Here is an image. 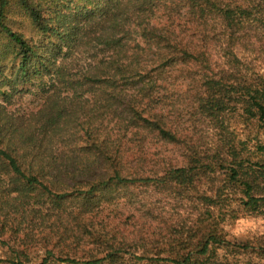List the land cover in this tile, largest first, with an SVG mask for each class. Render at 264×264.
I'll return each instance as SVG.
<instances>
[{
  "label": "trees",
  "instance_id": "16d2710c",
  "mask_svg": "<svg viewBox=\"0 0 264 264\" xmlns=\"http://www.w3.org/2000/svg\"><path fill=\"white\" fill-rule=\"evenodd\" d=\"M264 0H0V264H264Z\"/></svg>",
  "mask_w": 264,
  "mask_h": 264
},
{
  "label": "clouds",
  "instance_id": "9594fccd",
  "mask_svg": "<svg viewBox=\"0 0 264 264\" xmlns=\"http://www.w3.org/2000/svg\"><path fill=\"white\" fill-rule=\"evenodd\" d=\"M260 224H264V220L254 218L240 219L237 221L236 227L232 229V235L239 237L242 234H246L249 230L255 231Z\"/></svg>",
  "mask_w": 264,
  "mask_h": 264
}]
</instances>
